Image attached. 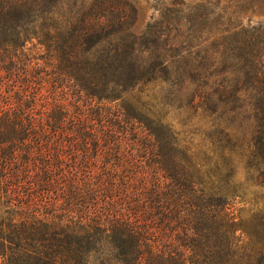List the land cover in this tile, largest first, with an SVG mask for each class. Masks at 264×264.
Listing matches in <instances>:
<instances>
[{
	"label": "trees",
	"instance_id": "1",
	"mask_svg": "<svg viewBox=\"0 0 264 264\" xmlns=\"http://www.w3.org/2000/svg\"><path fill=\"white\" fill-rule=\"evenodd\" d=\"M206 3L161 43L120 0H0V264H264L229 208L232 153L264 184V25L202 47Z\"/></svg>",
	"mask_w": 264,
	"mask_h": 264
},
{
	"label": "rangeland",
	"instance_id": "2",
	"mask_svg": "<svg viewBox=\"0 0 264 264\" xmlns=\"http://www.w3.org/2000/svg\"><path fill=\"white\" fill-rule=\"evenodd\" d=\"M85 5H88L91 0H83ZM125 2L128 7L134 10V17L131 18L128 31L122 34L132 33L137 37L145 34L148 27L155 25V30L160 33L167 32L169 36H165L161 40V43L168 42L169 37L177 34V38L183 41L188 35L187 28L183 24L185 22L184 17L192 15L196 8L194 7L200 1L209 2L199 9L200 12L206 13L207 29L200 31V46L210 47L211 43L218 39L215 32L214 24L219 19V15L225 13L230 14L235 10L239 11L234 13L233 20L243 25L257 26L264 25V0H245L248 5V9L240 10L239 2L234 0H184L185 5L189 8L185 9L181 14L173 15L169 13L168 9L172 7L170 5L174 0H120ZM191 7V8H190ZM226 14V16H227ZM156 22H161V25L156 26ZM176 28V30H174ZM157 32V33H158ZM147 55V54H145ZM197 126L202 125V121L195 119ZM205 128V125L202 126ZM196 138H201L198 136ZM231 161L236 165L235 178L241 181L243 184L239 187L238 192L242 195V198L235 197L229 199L232 214L239 215L244 218L243 228L250 229L254 223L252 217L256 214H264V184L257 185L253 181L248 179V174L245 172L243 158L237 153L230 155Z\"/></svg>",
	"mask_w": 264,
	"mask_h": 264
}]
</instances>
